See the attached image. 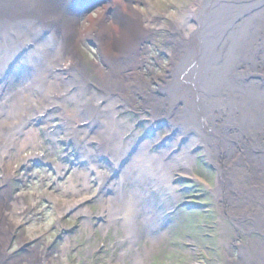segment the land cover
I'll return each instance as SVG.
<instances>
[{"label":"rangeland","instance_id":"374dc122","mask_svg":"<svg viewBox=\"0 0 264 264\" xmlns=\"http://www.w3.org/2000/svg\"><path fill=\"white\" fill-rule=\"evenodd\" d=\"M39 1L62 16L59 24L77 23L61 42L74 55L64 62H74L86 90L63 84L64 71V100L24 92L11 114L0 107L1 125L19 122L9 135L0 133V264H246V257L258 264L251 252L264 234L252 223V207L235 206L236 189L247 192L243 178L234 172L239 188L229 194L218 164L188 140L196 127H178L184 135L177 140L167 125L173 114L157 115L145 99L159 98L175 21L198 0ZM112 2L136 14L148 34L135 45L139 57L120 61L110 77L112 62L96 34L101 23L116 26ZM38 29L23 37L48 30ZM32 61L0 67V103L13 100L2 94L19 90ZM113 120L120 132L114 146L116 137L102 133ZM130 193L136 213L124 206Z\"/></svg>","mask_w":264,"mask_h":264},{"label":"bare ground","instance_id":"6f19581e","mask_svg":"<svg viewBox=\"0 0 264 264\" xmlns=\"http://www.w3.org/2000/svg\"><path fill=\"white\" fill-rule=\"evenodd\" d=\"M211 1H194L187 12L182 11L177 16L169 54V73L158 87L159 98L150 101L148 96L145 99L149 101V109L155 110L157 115L164 112L173 114L167 125L177 140H182L184 135L178 127H196L197 133L193 132L188 140L191 146H202L210 159L218 164L229 194L235 186L239 188L234 172L243 178L247 192L243 194L236 189L235 206L238 211L248 205L252 207L253 220L250 219L264 234V0ZM112 6L117 9L116 26L108 27L101 23L96 34L105 60L113 63L110 64L113 66L110 77L121 67L120 61L139 57L143 51L135 45L140 37L148 34L136 14L124 12L116 2H112ZM0 15H5L0 18V67L17 59L24 60V63L34 60L33 69L26 67L19 90L1 93L6 98L12 96L13 100L8 104L1 102L0 107L11 114L19 108L21 96H26L24 92H28L31 98H50L51 103L62 101L65 99V90L60 86L62 83L73 91L86 90L79 81L80 70L74 62H64L67 56L74 59V55L73 51L67 54L65 51L69 47H64L61 42L64 36L78 30L77 23L59 24L62 16L39 0H0ZM15 18L20 19L22 25L11 24ZM41 25L48 29L46 33L32 37L31 41L28 35L23 37L32 31L39 33ZM24 42L33 49H20ZM50 49L49 55L44 53ZM112 49L118 53L117 58H114ZM64 71L68 78L61 83ZM17 122L10 126L0 124V133L6 131L9 135V130L17 128ZM116 122L113 120L111 126H104L108 131L102 128V133L109 132L108 135L116 137L111 142L113 146L120 136ZM65 124L75 132L82 130L69 120ZM98 125L103 127V122ZM129 195L124 206L129 204L131 212L136 213L134 195ZM254 203L260 207L255 208ZM254 246L251 253L257 255L258 264H264V239ZM245 259L246 264H250L249 257Z\"/></svg>","mask_w":264,"mask_h":264}]
</instances>
